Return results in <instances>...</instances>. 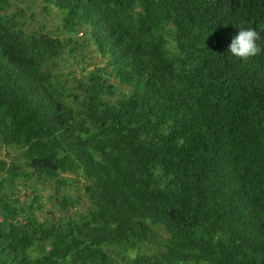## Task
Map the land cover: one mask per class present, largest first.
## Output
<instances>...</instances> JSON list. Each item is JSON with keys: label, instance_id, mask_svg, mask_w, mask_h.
I'll use <instances>...</instances> for the list:
<instances>
[{"label": "trees", "instance_id": "1", "mask_svg": "<svg viewBox=\"0 0 264 264\" xmlns=\"http://www.w3.org/2000/svg\"><path fill=\"white\" fill-rule=\"evenodd\" d=\"M42 2L107 64L70 90L72 38L0 0V143L23 162L0 160V264H264V0ZM237 26L260 33L246 60L227 53ZM65 174L85 179L84 211L41 219L37 195L19 200L17 177L59 195Z\"/></svg>", "mask_w": 264, "mask_h": 264}, {"label": "rangeland", "instance_id": "2", "mask_svg": "<svg viewBox=\"0 0 264 264\" xmlns=\"http://www.w3.org/2000/svg\"><path fill=\"white\" fill-rule=\"evenodd\" d=\"M43 0H9L7 13L10 15L20 13V20L23 21L24 28L27 31H34L38 33H46L60 38H72L73 42L63 48L61 55L57 59V73L60 79L65 81L68 88L74 92H81L82 90L77 85L76 80L83 78L87 71L94 70L97 67H105L107 62L98 55L91 43L84 41L87 36L84 29H79L76 32L69 33L62 26L61 14L50 8L44 9ZM74 41H76L74 43ZM85 42V43H84ZM110 82L115 83V93L110 95L113 98L119 96V93L126 91L127 87L118 83L114 77H110ZM84 80V79H83ZM108 96V98L110 97ZM0 160H4L6 167L12 163L20 164L23 168V162L19 158V149L16 147L5 146L0 143ZM3 176H6L2 172ZM64 176L71 179L73 185H63L60 194L56 195L55 185L53 182H38L34 178L17 177L19 191L17 196L23 203H30L34 196L37 195L38 201L35 204V213L41 219L50 217L53 213L57 217L75 216L77 212H82L88 206V199L83 188L85 179L75 174H65ZM8 187V185H6ZM68 194L70 199H77L74 207H69L63 211L59 207V200L63 195ZM42 206V207H40ZM154 246L146 248L147 252H151ZM138 250L130 253L134 256ZM117 264H125L121 256H116Z\"/></svg>", "mask_w": 264, "mask_h": 264}, {"label": "clouds", "instance_id": "3", "mask_svg": "<svg viewBox=\"0 0 264 264\" xmlns=\"http://www.w3.org/2000/svg\"><path fill=\"white\" fill-rule=\"evenodd\" d=\"M238 33L232 37L228 45L227 53L233 57L246 60L251 56H255L260 48L257 41L260 39V33L250 27L237 26Z\"/></svg>", "mask_w": 264, "mask_h": 264}]
</instances>
